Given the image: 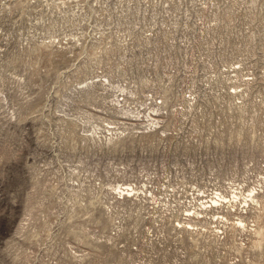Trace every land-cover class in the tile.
Listing matches in <instances>:
<instances>
[{
    "label": "rangeland",
    "instance_id": "1",
    "mask_svg": "<svg viewBox=\"0 0 264 264\" xmlns=\"http://www.w3.org/2000/svg\"><path fill=\"white\" fill-rule=\"evenodd\" d=\"M0 264H264V0H0Z\"/></svg>",
    "mask_w": 264,
    "mask_h": 264
}]
</instances>
